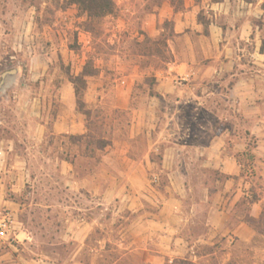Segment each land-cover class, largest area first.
Segmentation results:
<instances>
[{
  "label": "crops",
  "instance_id": "crops-1",
  "mask_svg": "<svg viewBox=\"0 0 264 264\" xmlns=\"http://www.w3.org/2000/svg\"><path fill=\"white\" fill-rule=\"evenodd\" d=\"M137 1L118 0L124 24L134 18ZM166 21L174 34L168 39L173 60L158 76L150 109L135 115L138 135L152 121L157 139L148 150L162 152L159 166L167 184L153 194L162 204L138 221L133 244L147 252L150 264L201 263L212 256L200 253L202 248L220 242L251 247L259 236L256 224L264 213V0H182L180 9L166 1L142 20V31L156 40L163 31L158 24ZM19 39L20 53L45 58L57 52L66 64L76 63L75 76L92 53L89 33L78 34L85 49L81 53L71 50L67 34L24 33ZM131 92L128 86V95L118 100L122 109L129 107ZM54 98L55 109L50 96L34 99L37 109L26 112L28 128L35 124L43 137L86 134V119L77 110L69 79L59 84ZM163 102L170 103L168 111L159 109ZM131 139L134 134L115 144L113 153L120 154L122 181L130 183L129 192L143 195L156 164L149 152L142 159L134 157ZM110 178L112 174L106 176ZM89 179L96 178L88 176V184ZM92 185L88 191L95 193L97 183ZM94 228V222L75 225L73 238L81 248ZM96 258L89 264H96ZM232 260L230 253L219 264ZM73 261L85 264L78 254ZM0 264L56 263L2 253Z\"/></svg>",
  "mask_w": 264,
  "mask_h": 264
},
{
  "label": "rangeland",
  "instance_id": "rangeland-1",
  "mask_svg": "<svg viewBox=\"0 0 264 264\" xmlns=\"http://www.w3.org/2000/svg\"><path fill=\"white\" fill-rule=\"evenodd\" d=\"M166 1L138 0L134 18L124 24L120 20L122 3L116 0L115 16L91 24L96 28L94 34L89 33L91 57L99 73L88 79L85 99L92 113V131L112 145L95 158H73L76 148L68 138L43 137L35 124L30 130L26 112L37 109L33 101L41 96L52 97L55 109L59 84L69 74L76 75L78 65L66 64L57 52L47 58L20 53L17 45L24 33L67 34L71 50L81 53L85 49L78 43V34L87 33L82 27L87 19L79 17L78 7L70 0H0V82L4 73L19 70L8 91H0V218L9 212L20 228L19 243L1 245L0 254L56 264H74L77 254L85 264L93 255L96 264H150L147 252L133 244L134 228L141 217L148 218L161 206V199L153 194L162 191L167 176L159 166L162 152L148 150L152 139H157L152 121L138 135L135 112L150 109L158 76H163L173 60L168 39L174 34L169 21L158 24L163 31L156 40L142 31V20ZM174 3L176 9L182 6V0ZM128 86L132 87V100L122 109L118 100L127 94ZM169 107L170 103L163 102L159 109L168 111ZM132 134V155L142 159L149 152L156 164L149 171V191L143 195L129 192L130 183L122 181L120 154L113 153L114 145L129 140ZM111 174L113 178L107 181ZM88 176H95V181L89 179L88 184ZM93 183L98 187L95 193L88 191ZM80 222L95 223L83 248L73 238V229ZM256 226L260 233L253 246L230 247L220 242L211 250L202 248L200 253L212 252V256L201 264H219L230 253L240 264H264V221Z\"/></svg>",
  "mask_w": 264,
  "mask_h": 264
},
{
  "label": "trees",
  "instance_id": "trees-1",
  "mask_svg": "<svg viewBox=\"0 0 264 264\" xmlns=\"http://www.w3.org/2000/svg\"><path fill=\"white\" fill-rule=\"evenodd\" d=\"M173 5L174 0H169ZM71 5L78 7L79 17H85L87 20L82 24L83 30L87 33L94 34L96 28L92 25L97 23L100 19L115 16L117 12V6L115 0H70ZM89 22V23H88ZM88 23V24H87ZM171 23V22H168ZM92 24V25H91ZM172 24V23H171ZM161 37V35H160ZM99 73V68L94 65V60L92 57L88 59L84 70L78 75L69 74V81L74 85L76 93V103L78 112L85 116L87 123V133L82 136L66 135L64 138L70 140L72 147L76 148V152L73 158H77L79 155L87 158H95L98 153L104 152L112 142L103 138H98L91 127L94 125L91 121V110L87 108L85 93L88 87V79L97 76ZM69 160V158H67ZM74 163V160L71 161ZM264 221V213L258 222ZM257 222V223H258ZM256 230L259 232L256 226ZM208 248V247H207ZM211 250V248H209ZM212 252L208 253V255ZM144 264H146L144 262ZM173 264H201L195 263L190 260H176ZM209 264H218L211 263ZM229 264H240L237 260H232Z\"/></svg>",
  "mask_w": 264,
  "mask_h": 264
},
{
  "label": "built area",
  "instance_id": "built-area-1",
  "mask_svg": "<svg viewBox=\"0 0 264 264\" xmlns=\"http://www.w3.org/2000/svg\"><path fill=\"white\" fill-rule=\"evenodd\" d=\"M20 228L13 214L6 212L0 218V246L19 243Z\"/></svg>",
  "mask_w": 264,
  "mask_h": 264
},
{
  "label": "water",
  "instance_id": "water-1",
  "mask_svg": "<svg viewBox=\"0 0 264 264\" xmlns=\"http://www.w3.org/2000/svg\"><path fill=\"white\" fill-rule=\"evenodd\" d=\"M19 74V70L18 69H15V70H12L10 72H6L2 75V81L0 82V91L1 92H4V90L12 85L15 81H16V78Z\"/></svg>",
  "mask_w": 264,
  "mask_h": 264
}]
</instances>
